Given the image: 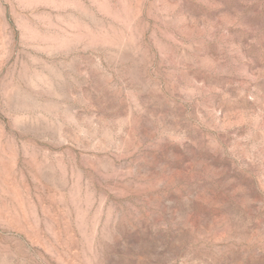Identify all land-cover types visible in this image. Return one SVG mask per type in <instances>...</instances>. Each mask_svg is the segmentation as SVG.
<instances>
[{
    "label": "rangeland",
    "instance_id": "rangeland-1",
    "mask_svg": "<svg viewBox=\"0 0 264 264\" xmlns=\"http://www.w3.org/2000/svg\"><path fill=\"white\" fill-rule=\"evenodd\" d=\"M0 264H264V0H0Z\"/></svg>",
    "mask_w": 264,
    "mask_h": 264
}]
</instances>
